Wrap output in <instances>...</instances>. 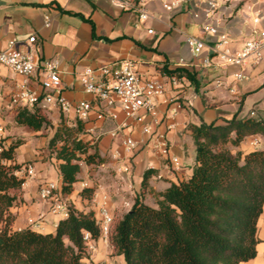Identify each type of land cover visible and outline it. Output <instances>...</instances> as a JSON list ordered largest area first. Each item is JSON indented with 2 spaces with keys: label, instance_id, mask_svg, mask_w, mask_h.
I'll list each match as a JSON object with an SVG mask.
<instances>
[{
  "label": "crops",
  "instance_id": "crops-1",
  "mask_svg": "<svg viewBox=\"0 0 264 264\" xmlns=\"http://www.w3.org/2000/svg\"><path fill=\"white\" fill-rule=\"evenodd\" d=\"M230 1V4L226 3L217 10L214 20L220 24L221 32L229 36V48L234 52L253 38L256 31L264 30V0H246L238 7L237 0ZM205 2L191 1L199 5L201 17L196 19L189 5L168 13L159 1H153L148 6L150 18L141 22L135 12L123 9L112 0H0V50L6 49L11 40L25 41L36 35L38 57L41 60L55 58L60 62L62 95L69 102L90 99L84 92L79 73L87 67L96 68L119 60L139 62L141 73L162 82H169L172 78L161 73L163 67L168 70L185 68L196 73L199 85L197 92L188 87L189 80L183 77L185 87L178 82L169 84L166 94L156 100L158 120L154 127L157 134L166 138L171 154L179 158L181 168L177 171L158 154L154 141L142 136L139 131L131 136L144 143L128 154L120 145L122 135L116 138L109 135L116 126L115 122H91L84 125L86 133L82 138L96 143L98 153L104 159L99 167L102 170L110 168L112 174L89 172L90 168L82 164L73 192L63 195L59 162L48 150V135L43 136V129L35 132L28 127L15 126L14 134L21 137L23 144L15 150L14 163L23 167L32 162L35 175L24 178L19 200L9 210L13 217V231L29 228L27 219H38L42 215L43 230L30 229L42 234L54 233L58 222L63 220L53 216L50 205L40 200L39 187L44 182L54 183L62 198L76 210L93 211L97 221L104 196L108 198L113 220L126 214L139 195L147 205L155 207L154 193L164 191L170 184H178L192 175L196 147L191 125H224L234 115L244 118L256 113V110L264 111V61H249L243 67H201L202 60L207 56L215 57L214 38L203 33L199 26L204 21L202 11ZM259 12L262 21L254 25L253 19ZM72 14L90 19L94 24V34L89 23ZM149 30H153V33H148ZM186 35L198 37L206 43L207 47L198 58L193 57L186 45ZM213 60L217 62L216 58ZM241 71L246 78L237 80L235 75ZM219 80L223 81L224 86H217ZM25 83L32 90H41L36 77L28 79L0 67V89L5 94L16 92ZM186 99L188 102L191 100L192 106L184 107ZM247 103H252L249 110H245ZM178 104L182 105L180 110L176 109ZM43 109L51 123L76 124L72 115L64 118L57 108L46 106ZM15 111L7 115L6 125L14 119ZM8 134L6 129V136ZM254 139H259V145L263 144L261 149H264L261 137L247 138L239 149L245 152L260 150L251 147ZM29 141L33 142L31 147L19 159V150ZM48 156L49 159H46ZM147 170H153L154 174L149 178L148 188L142 189L143 175ZM84 188L94 190L92 200L80 196ZM258 236L260 243L256 258L241 264H264V213L258 222ZM91 246L93 248L88 250L91 260L94 264L102 263L106 259V247L101 241H92ZM114 260L116 264H125L122 256H116Z\"/></svg>",
  "mask_w": 264,
  "mask_h": 264
},
{
  "label": "trees",
  "instance_id": "trees-1",
  "mask_svg": "<svg viewBox=\"0 0 264 264\" xmlns=\"http://www.w3.org/2000/svg\"><path fill=\"white\" fill-rule=\"evenodd\" d=\"M72 15L89 23L94 34L90 19ZM161 73L183 76L199 91L195 72L163 67ZM13 123L39 132L51 121L43 108L36 107L16 110ZM190 130L196 147L190 178L154 193L155 207L137 196L110 233V243L125 264H241L257 256L258 222L264 213V149L245 152L239 148L247 138L264 140V111L244 118L234 115L224 125H191ZM85 133L79 121L74 126L61 123L48 145L59 162L63 195L73 192L82 164L104 162L96 143L82 138ZM22 144L11 141L0 154V223L4 224L0 264H82L88 257L85 235L94 242L101 237L93 211L81 212L70 205L68 217L58 222L54 233L12 230L9 210L17 204L25 180L15 175L20 165L3 161L14 162L15 150ZM152 174L153 170L145 171L142 189L148 188ZM93 195L92 188L80 193L89 201Z\"/></svg>",
  "mask_w": 264,
  "mask_h": 264
},
{
  "label": "built area",
  "instance_id": "built-area-1",
  "mask_svg": "<svg viewBox=\"0 0 264 264\" xmlns=\"http://www.w3.org/2000/svg\"><path fill=\"white\" fill-rule=\"evenodd\" d=\"M123 9L135 12L141 22L150 18L148 6L153 1H159L163 9L168 13L179 10L184 5H189L193 11V17L199 19V5L191 3L192 0H112ZM229 0H206L202 11L204 21L199 25L206 35L214 38L213 49L215 57L207 56L202 60L201 67L208 69L214 66L222 68L227 66L243 67L249 61L259 63L264 61V30L256 31V35L246 41L239 51L232 52L229 48V36L221 32L220 24L214 20L217 10ZM192 4V5H191ZM262 21L259 12L253 19L254 25ZM48 26V23L46 24ZM148 33L152 34L153 30ZM185 43L189 47L194 58H198L207 47L206 43L191 35L185 36ZM214 58L217 62H214ZM0 67L7 68L10 72L26 77H36L41 90H32L23 84L16 92L9 95L0 89V154L7 148L6 139V115L18 109H35L46 106L57 108L64 118L70 115L83 125L97 121H112L116 123L115 128L109 132L112 138L122 135L120 145L124 151L131 154L137 146L144 141H136L131 134L139 131L142 136L154 141V148L158 154L169 162L174 170L181 168L179 158L170 152L169 144L162 134H157L155 124L157 123L158 111L156 100L166 94L169 84H175V78L169 82L145 76L139 69V62L132 60H119L101 65L96 68H85L79 73V80L84 92L90 97L76 103L69 102L62 95V71L60 62L55 59L41 60L37 55V36L32 35L25 41L11 40L7 48L0 50ZM237 80L246 77L242 71L235 75ZM217 86H224L223 81H217ZM182 108L181 104L176 106L177 110ZM254 116V113H251ZM125 133V134H124ZM259 139H254L250 145L257 148ZM22 171V172H21ZM128 171V169H126ZM26 173L27 177L35 175L32 164L22 167L15 172ZM24 179V178H23ZM25 180V179H24ZM39 198L50 205V213L53 216L67 218L69 214V203L63 199L58 192L57 186L52 182H44L39 187ZM43 216L38 219H27L29 228L43 230ZM98 223L101 235H108L113 217L110 213L109 202L106 196L102 199L99 210ZM2 225L0 223V232ZM87 247H91V238L88 234L84 237Z\"/></svg>",
  "mask_w": 264,
  "mask_h": 264
},
{
  "label": "rangeland",
  "instance_id": "rangeland-1",
  "mask_svg": "<svg viewBox=\"0 0 264 264\" xmlns=\"http://www.w3.org/2000/svg\"><path fill=\"white\" fill-rule=\"evenodd\" d=\"M246 0H237V5H236V7H238V6H240V5H242L244 2H245ZM230 4L231 3V1L229 0L228 2H227V4ZM182 78H183V76H179V77H176L175 79L177 80V82L178 83H180L181 85H183L184 87L186 86V84H185V82L184 81H182ZM185 78V77H184ZM187 79V78H186ZM188 87H191L192 89H194L195 90V88H193V86H192V84L190 83V81H189V85H188ZM185 102L187 103L188 101H187V99L185 100ZM185 105V104H184ZM251 106H252V103H247L246 105H245V110H249L250 108H251ZM185 108H187L186 106H184ZM183 107V108H184ZM256 113H255V115H257L260 111H258V110H256L255 111ZM6 117H7V115H6ZM5 117V118H6ZM6 120V119H5ZM15 127V125H14V123H13V120H12V122H10V124L9 125H6V129L8 130V132H9V134H8V136H6V139L3 141L4 143H8L9 141H13V143H15V142H17V141H19V140H21V137L18 135V134H14V131H13V128ZM28 129V128H27ZM26 129V130H27ZM49 134V126H45V128L43 129V136H47ZM23 137V136H22ZM27 139H29L28 137H26ZM22 141V140H21ZM30 143H28L26 146H24L23 148H21L20 150H19V152H18V158L20 159V158H23V155L24 154H26L27 152H28V149L31 147V145H32V143L33 142H31V141H29ZM263 147V144H261V145H258L257 146V149H261ZM50 152V151H49ZM51 154V153H50ZM52 155V154H51ZM54 156V155H53ZM46 159H49V156L46 158ZM14 160H15V157H14ZM3 163H5L6 165H14V164H16V163H14V162H10V161H3ZM27 164H32L33 165V163L31 162H29V163H27ZM16 165H18V164H16ZM85 166H88V168H90V170H89V172H92V171H96V172H98V173H104L105 175H109V176H111V169L110 168H103V170H102V168L101 167H99L100 165H86V164H84ZM34 166V165H33ZM20 170H22V167L18 170V171H20ZM101 171V172H100ZM17 172V171H16ZM22 172V171H21ZM17 177H19V178H26L27 176H26V173L25 172H23V173H20ZM154 197V196H153ZM155 198V197H154ZM156 199V198H155ZM120 218H116L115 220H113V223H112V225H111V229H110V231H109V233H108V235H106V236H104L103 234L101 235V237L99 238V240L98 241H101L102 242V244L106 247V250H107V252H106V259L102 262V263H100V264H116V262H115V260H114V257H116L117 255H116V253H115V251H114V249H113V247H112V245H111V243H110V233H111V231H112V229H113V227H114V225H115V223L119 220ZM1 225H2V227H3V223H1ZM97 242V241H96ZM91 248H93L92 246L91 247H87V255H88V257L86 258V259H84L83 261H82V264H94L93 263V261L91 260V255L88 253V250L89 249H91Z\"/></svg>",
  "mask_w": 264,
  "mask_h": 264
},
{
  "label": "water",
  "instance_id": "water-1",
  "mask_svg": "<svg viewBox=\"0 0 264 264\" xmlns=\"http://www.w3.org/2000/svg\"><path fill=\"white\" fill-rule=\"evenodd\" d=\"M185 106L186 107H190L192 106L191 105V100L187 103H185ZM59 123L57 122H53L49 125V134H48V137H47V145L50 144V142L55 138L57 132H58V128H59Z\"/></svg>",
  "mask_w": 264,
  "mask_h": 264
}]
</instances>
